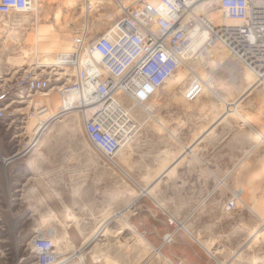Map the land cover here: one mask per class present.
<instances>
[{"label":"rangeland","instance_id":"obj_1","mask_svg":"<svg viewBox=\"0 0 264 264\" xmlns=\"http://www.w3.org/2000/svg\"><path fill=\"white\" fill-rule=\"evenodd\" d=\"M63 1L39 2L36 14L0 16V82L31 68L10 70L13 62L32 58L35 50L38 59L48 58L44 54L49 52L53 60L56 53L70 47L72 36L81 28L88 27L90 36L103 32L119 17L120 3L135 0H106L92 11L81 2L69 9ZM59 5L62 13L56 19ZM211 8L220 24L234 23L220 18L216 3ZM25 16V27L14 30ZM204 44L196 48L193 58ZM211 48L222 52L221 61L233 58L220 43ZM200 58L176 70L184 73L183 81L160 88L150 102L151 115L129 100H120L136 126L126 140L131 150L125 160L131 168L118 157L116 165L105 162L88 146L76 112L48 123L29 152L6 161L26 136L27 144L34 137L40 120L38 115L24 122L29 112L25 102L6 110L0 119V264H33L35 254L27 242L39 221L53 213L62 223L45 226L41 230L45 235H77L57 250L54 260L79 250L86 264H94L93 255L110 264H170L167 260L171 264H264V140L257 142V135L264 137V74L253 75L257 80L249 83L245 74L237 73L238 69L248 71L238 60L233 61L237 70L232 64L229 70H212L211 66L202 68ZM7 69L10 74L3 76ZM192 80L205 92L187 101L183 94ZM203 81L211 84L214 93L207 91ZM44 93L48 96L35 94L29 103L30 107H47L42 120L61 108L55 88ZM73 98L67 103L72 105ZM10 112H14L12 117ZM224 112H233L230 121L216 122L214 115ZM237 114L246 115L250 123H238ZM210 123L216 126L191 147ZM247 146L249 150L237 158ZM137 193L150 195L159 209L155 218L135 225L132 221L140 219L145 209L134 211ZM229 201L233 206L227 210ZM103 211L111 218L101 226ZM121 219L127 225L121 226ZM131 223L144 234L143 240L130 232ZM100 226L82 244L80 234L89 236ZM75 260L76 255L66 264Z\"/></svg>","mask_w":264,"mask_h":264},{"label":"built area","instance_id":"obj_2","mask_svg":"<svg viewBox=\"0 0 264 264\" xmlns=\"http://www.w3.org/2000/svg\"><path fill=\"white\" fill-rule=\"evenodd\" d=\"M43 1L48 0H38ZM92 1H82L88 11ZM201 1L138 0L123 7L113 24L95 36H90L88 27L81 28L72 36L70 49L56 53L48 68L18 71L0 82V119L5 118L6 110L12 105L25 102L29 112L24 114V122H28L47 110L45 105L30 107L33 96L55 88L61 108L55 112L54 119L67 110H77L88 146L98 151L105 162L116 165L118 147L134 131V125L129 128V136L118 130L116 121L123 117L110 103L117 101L121 107L120 100L126 99L144 107L146 114H152L147 105L158 90L178 68L196 58H193L195 50L187 47L188 28L183 20L187 11ZM216 1L219 16L234 23L210 27L209 40L203 48L222 42L232 57L241 60L238 61L255 74H264V0ZM30 8L31 0H0V16L30 12ZM184 55H188L185 60ZM200 91L197 84L190 82L184 99L192 101ZM73 97L82 101L76 108L67 103ZM125 116V122L132 123L129 115ZM13 122L11 118L10 125ZM27 140L5 160L18 159L29 152L25 151ZM232 206L233 202L229 201L227 210ZM27 245L35 254L33 264H49L56 258L51 236L43 231L35 230Z\"/></svg>","mask_w":264,"mask_h":264},{"label":"bare ground","instance_id":"obj_3","mask_svg":"<svg viewBox=\"0 0 264 264\" xmlns=\"http://www.w3.org/2000/svg\"><path fill=\"white\" fill-rule=\"evenodd\" d=\"M83 0H65L63 1L64 4H66V6L69 8V9H75L77 8L78 4L81 2V6H83V8H85L86 10L88 9L82 2ZM138 0H135L134 2H131L130 4L128 5H123L120 3V10H122L123 7H129L130 5L134 4L135 2H137ZM97 2V3H96ZM105 1L104 0H93L91 2V9L90 11L92 10H95L97 9L101 4H103ZM150 3H156V0L154 1H148ZM217 1L216 0H202L201 2H199L198 4H195V6L188 10L187 11V15H186V18L183 20V25L186 26L188 28V39H189V43L187 45L188 48H191L193 50H196V48H199L200 45H202L205 41L209 40V32H210V27L212 28H215L216 25H220L221 21L220 20H217L215 18V15L211 12L212 8H211V5L213 3H216ZM96 3V5H94ZM97 8H96V7ZM95 7V8H94ZM30 12H36L39 10V2L38 0H31V8H30ZM89 10V9H88ZM87 10V11H88ZM62 13V7L59 5L55 11V17L56 19H59L60 15ZM221 18V16H220ZM222 19V18H221ZM27 17H23L21 20H18L17 21V25L15 28H13L14 30H18V29H23L25 27V25L27 24ZM187 20L189 21V23L187 22ZM233 22V21H231ZM9 34V33H8ZM8 37V36H7ZM36 46V42H34V44ZM221 46L224 47L223 43L221 42L220 43ZM70 47L67 49L69 50ZM65 50V51H67ZM224 50V49H223ZM65 51H62V52H65ZM201 54L198 56V57H202L200 58L199 62H201L200 64L202 65V68H204L203 66H205V68H208V67H212L213 69L212 70H216L218 68H227L229 70V65H235V70L238 69V65L236 64L237 60H239L237 58H232L229 62H224V61H221V56H222V52L219 50V49H212V48H203L202 51L200 52ZM46 57V59L44 60H40L38 59L37 57V51L35 50L34 52V56L32 58H27V59H22V60H17L15 62L12 63V68L11 69H22V68H25L27 66H30L31 68H33L34 66H36V68H42V67H46L48 68V66L50 65L51 61H52V54L49 53V52H45L44 54ZM188 55H184V60L186 59ZM196 57L195 59H192L191 62L193 60H197ZM204 57H206V59L204 60ZM54 60V58H53ZM227 60V59H226ZM235 61V62H233ZM241 61V60H239ZM242 62V61H241ZM194 64V63H193ZM243 64V63H242ZM31 65H34V66H31ZM246 68H248V71L246 72H243V69L239 71L238 69V74L242 73V74H245L246 76V81H250L249 83H255V79H253V75L254 76H257V74H255V71H253L251 68H249L248 66L244 65ZM215 68V69H214ZM234 68V67H233ZM245 68V69H246ZM30 69V68H29ZM179 69V68H178ZM241 69V68H240ZM24 70H28V69H23L21 71H24ZM250 70V71H249ZM18 72V71H16ZM179 72V71H178ZM228 72V71H227ZM231 73V72H230ZM229 73V74H230ZM1 74H3V76L7 75V74H10V71L9 69H7L6 71L2 72ZM232 77L233 74H230ZM236 75V74H235ZM259 75H262V74H259ZM184 73L181 72V73H174L173 74V77H175L174 79H172L173 77L169 78L164 84L168 87V88H171L175 83L177 82H180V81H183L184 78ZM196 77V76H195ZM196 80V79H195ZM199 80V79H198ZM257 80V79H256ZM192 82L195 84H197L198 81H193ZM203 84L205 85V87H207V91L208 92H213L214 93V90L212 89L211 87V84H207L205 81H203ZM202 84V85H203ZM198 87H200L201 91L200 93L198 94V96L201 95V93H204L205 91H202V87L199 86V84H197ZM203 85V86H204ZM160 90V89H159ZM158 90V91H159ZM157 94V93H156ZM43 96H48V93H43ZM117 96V95H116ZM197 96V97H198ZM196 97V98H197ZM118 98V97H116ZM195 98V99H196ZM116 100V99H114ZM222 100V99H221ZM82 101H80L78 98L74 97L73 98V104L72 106L74 108H76L79 104H81ZM110 106L112 108H114L116 110V112L123 117V119H120L119 121H116V124L118 125V130L122 131L124 130L127 135L129 136V128L134 125L133 124V121L132 123H130V121H128V123L125 122V119L127 118L125 115L128 114L125 112L124 109H122V107H120L119 103H117V101L115 102H112L110 103ZM139 106V105H138ZM142 107V106H140ZM65 108H70L69 106L68 107H65ZM148 110L151 111V104L149 103V105L147 106ZM142 110H144V112H148L145 110L144 107H142ZM67 113L68 112H76V115H77V110H67L66 111ZM66 112H64L63 114H65ZM54 114H51V115H47L45 120H42L43 116L44 115L43 113H41L39 115V118L40 120L36 123V132H35V135L34 137L28 142L27 144V147H26V150L25 151H29L36 143L37 139L39 138L40 134H42V131L44 130V128L48 125V123H50L51 121L54 120ZM148 115V114H147ZM149 116V115H148ZM233 116V112L231 113H218L216 115H214V120L216 122H229L230 121V118ZM53 117V118H52ZM237 120L238 123L240 124H249L250 123V119L246 116V115H243V114H237L236 116H234ZM122 123H124L125 125H122ZM140 124V123H139ZM136 126L134 125V128ZM173 134V133H172ZM176 135L174 134V137ZM173 137V138H174ZM127 140V139H126ZM122 141L118 147V152H117V157L119 158V160L122 162V164H124V166H126L127 168H131V165H129V162L127 160H125V155L127 154V152H129L131 150V145L130 143H128L127 141ZM261 140H264V137L261 136V135H257V142L258 141H261ZM133 141V140H132ZM175 164V163H174ZM118 169H121L123 170L122 167L118 166ZM169 171V170H168ZM34 172V171H33ZM158 174V173H157ZM160 174V173H159ZM136 185H138L135 181H133ZM68 209V208H67ZM87 210V209H86ZM111 218V215H109L106 211H103L101 213V219H102V223H101V226L106 223L107 221H109V219ZM75 221V220H74ZM60 222V218L57 214L53 213L52 216H46V217H43L41 223H40V226L39 228H37L38 231H41L43 228H45V226L47 225H50L52 223H58ZM126 222L124 219H121V222H120V225L123 226L125 225ZM127 225V224H126ZM101 226L95 230L92 234H90L89 236L85 233V235H83L82 233L80 234V238L81 239H84L83 243H86L87 241H89L95 234H97L100 230H101ZM122 228V227H121ZM129 230L130 232H132L135 236H137L139 239L138 240H143L144 239V234L139 232L137 227L134 225V224H129ZM55 231V230H54ZM53 232V231H52ZM55 234V232H54ZM97 236V235H96ZM72 237L69 236V235H62V236H59V237H51L52 241H53V246L56 247V250H60L61 246L65 247V245H69L72 243ZM137 242V241H136ZM84 249V248H83ZM61 251V250H60ZM64 252V250H62ZM158 254H160V251L158 250L157 251ZM157 254V255H158ZM76 255V260L72 262V264H86V260L83 256V253L82 251L80 252L79 250L72 254L70 257H66V258H63L61 260L59 259H56V260H52L50 261L49 264H66L70 261H68L70 258L74 257ZM161 255V254H160ZM57 256V255H56ZM236 256V255H235ZM234 256V257H235ZM233 257V258H234ZM93 259H94V264H110L108 261V259H104V258H100L99 256L97 255H93ZM167 260V259H166ZM168 263L171 264V262L169 260H167Z\"/></svg>","mask_w":264,"mask_h":264},{"label":"crops","instance_id":"obj_4","mask_svg":"<svg viewBox=\"0 0 264 264\" xmlns=\"http://www.w3.org/2000/svg\"><path fill=\"white\" fill-rule=\"evenodd\" d=\"M219 125H221V124H219ZM213 126H216V125L210 123L209 127L207 128V130L203 131V133H201V135L204 134L209 129H211V127H213ZM196 140H194V141H196ZM246 148L243 149L242 151H240V153L236 157L239 158L241 155H243L245 152H247L249 150L250 146H247ZM139 188H140L139 191H142L143 190L142 186H140ZM146 188H147V186H146ZM145 202L146 203L150 202L151 203V206L150 207H147L148 206L147 204L145 206V204H144ZM133 207H134V211H136V212L139 209H141V207H145V209H143L144 210V214L142 216H140V219H138V218L135 217V220L132 221L135 225L136 224H139L140 222L145 223L146 220L150 219L151 217H152V219L155 218L157 216L158 209H159V206L156 203H154V201L151 199L150 195L146 196V195L138 194V193H137V196L135 197V199L133 200ZM41 221H42V219L39 221V223H41ZM59 223H62L61 219H60V222ZM149 227H148V229H149ZM73 234H75V233H73ZM145 234H146V232H145ZM70 236L71 237H76L77 235L75 234V235H70Z\"/></svg>","mask_w":264,"mask_h":264},{"label":"water","instance_id":"obj_5","mask_svg":"<svg viewBox=\"0 0 264 264\" xmlns=\"http://www.w3.org/2000/svg\"><path fill=\"white\" fill-rule=\"evenodd\" d=\"M208 131H206L204 134H202L196 141H194L190 146L192 147V146H194L203 136H205V134L207 133ZM185 154V153H184ZM184 154H182L181 156H179L178 157V159H177V162L183 157V155ZM176 162V163H177Z\"/></svg>","mask_w":264,"mask_h":264}]
</instances>
